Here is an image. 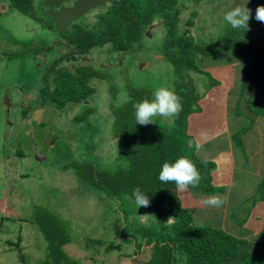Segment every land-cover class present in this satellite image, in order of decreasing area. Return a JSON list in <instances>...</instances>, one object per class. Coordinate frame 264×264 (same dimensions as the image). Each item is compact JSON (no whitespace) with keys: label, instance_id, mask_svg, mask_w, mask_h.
<instances>
[{"label":"trees","instance_id":"16d2710c","mask_svg":"<svg viewBox=\"0 0 264 264\" xmlns=\"http://www.w3.org/2000/svg\"><path fill=\"white\" fill-rule=\"evenodd\" d=\"M6 1L9 7L36 18L33 0ZM251 1L260 4L262 0ZM183 2L184 0H113L106 10L95 15L96 23L91 29L74 23L58 34V42L66 50L41 68L43 70L39 74L38 89L33 93L34 99L31 101L35 104L40 102L46 111L50 107L54 112L65 108L67 110L70 105L81 107L71 122L86 124L97 108L92 105L91 99L95 97L99 100L98 89L91 82L99 81L106 85L108 98L105 103L109 111L106 117L110 125L108 134L110 138L116 139L115 143L119 146L116 153L113 151L109 157L86 155L81 160L68 158L67 155L62 168L72 170L81 191L91 193L98 199L104 214L119 212L122 226L115 230L119 240L102 242L85 236L80 241L76 239L75 244L67 220L53 209L33 204L25 222L35 225L45 241L46 253L40 264H100V257H105V264H110L108 254H119L123 243L132 248L129 249L130 253L121 254L131 256L136 264H264V234L263 237L252 239L232 235L224 224H199L185 209L183 200V195L186 198L185 193L189 191L204 197L223 192V186L216 181L219 175L215 177L217 166L214 159L202 157L194 147L195 142H199V136L206 135L204 129L208 123L198 127L193 120L203 118L206 112L208 118L215 120L216 125L225 126L221 120L224 100L199 102L200 96L188 74L210 75L209 71L197 66L199 58L236 51L242 78L231 115L244 113L254 124L259 118L264 120V48L249 47L248 29H233L230 25L223 29L216 41H211L213 38L209 36L195 41L190 33L194 12H187ZM159 21L160 30L163 31L161 58L171 66L174 79L170 89L180 97L183 106L179 117L171 120L167 128L160 127L155 119L156 123L147 126L135 122L133 104L144 99L151 100L156 89L133 86L126 82L122 83V88L118 87L113 83L111 75L104 73L105 70L76 62V59L98 46H108V51L116 53L117 59L122 54L139 51L148 26ZM48 26L50 29L53 25ZM59 60H62V64ZM211 80L210 86L218 85L217 81ZM121 90L125 93V99L120 103L115 102ZM214 103L215 110L211 109ZM19 106L20 118L27 119L33 105ZM26 125L29 126L27 123ZM251 129L252 125H247L231 129L227 133L226 128L221 139L228 140L229 144L226 142L224 146L230 147L233 144L241 148L242 135ZM31 143L37 145L38 142L31 137L29 145ZM34 149L38 150L36 146ZM203 149H209V146L203 145ZM14 151L17 156H22L20 149ZM27 151L33 157L32 150L27 148ZM181 156L193 161L202 176L199 187H190L187 192H179L174 183H162L158 179L162 164L172 163ZM105 158H109L108 163ZM202 161H207V166ZM136 187L149 197L148 207L136 206L132 198V190ZM247 200L252 201V206L256 202H264V169L254 185L253 193L232 206H241ZM230 203L228 199L224 206L228 207ZM230 216L231 219L234 218V211H231ZM236 222L244 224L246 219ZM102 225L105 226L104 220ZM254 227L259 230L264 226ZM256 233L259 234V231ZM1 242H7V247L3 249L5 253L7 250L13 251L14 248L10 247L5 238ZM72 243L86 252L84 257L69 255L65 247ZM15 244L20 251L19 245ZM93 245L104 247L100 252L96 249L90 252ZM19 259L25 264L21 253Z\"/></svg>","mask_w":264,"mask_h":264},{"label":"rangeland","instance_id":"374dc122","mask_svg":"<svg viewBox=\"0 0 264 264\" xmlns=\"http://www.w3.org/2000/svg\"><path fill=\"white\" fill-rule=\"evenodd\" d=\"M40 1L33 0L36 12V18L33 19L9 7L6 0H0V264H22L20 253L25 264H40L44 259L45 241L41 233L35 225L25 222L33 204L58 212L69 222L75 241H80L85 236L102 242L116 241L119 238L115 230L122 226L119 212L104 214L98 199L91 193L81 191L72 170L62 168L67 155L68 158L81 160L86 155L109 157L113 151L116 153L119 146L115 143L116 139L110 138L108 134L110 125L106 117L109 113L105 103L108 98L106 85L99 81L91 82L98 89L99 100L95 97L91 99L92 105L97 108L86 124L71 122L74 114L81 109L74 105L56 112L48 107L46 114L42 116V124L35 122L28 127L27 120L19 116V104H32L33 109L37 107V103L31 100L38 89L39 74L43 70L41 68L66 50L58 42L59 32H54L52 27L49 29L48 25L52 22L49 16L39 13ZM110 3L107 2L105 7L100 6L79 18L75 24L91 29L96 23L95 15L106 10ZM183 3L187 12H194L190 33L195 41L207 39L208 36L213 38L211 41H216L223 29L229 26L224 21L225 13L234 7L245 6L250 10L248 46L264 48V23L255 19L256 9L264 6V0L260 4H254L251 0H184ZM160 23L161 21L155 23L154 26H159L151 30L148 26L146 38H143L139 51L122 54L117 59V54L108 51V46H98L82 56L81 60L76 59V62L82 64L83 58H87L85 62L91 63L94 69L105 70L104 73L111 75L113 83L121 88L126 82L133 86L170 89L174 76L169 63L161 58L163 31L160 30ZM60 63L62 64V60ZM196 64L201 70L210 72V75L192 72L188 74L200 96L199 102L212 103L223 99L224 118L222 114L221 120L225 123L223 127L216 125L214 119L208 118V113L203 114L200 119L203 124H208L204 129L206 135L201 134L199 142L209 146V149L202 148L199 155L214 159L217 166L215 177L219 175L216 181L223 186V192L214 195L220 196L224 201L229 199L231 205L226 207L224 203L218 208L204 207L200 201L208 197L189 191L185 193L186 198L183 195L184 207L199 224H224L232 235L252 239L263 237L264 227L257 230L254 226H264V202H256L252 206V201L247 200L241 206L232 205H237V201L252 194L259 179L255 169L264 164V120L259 118L253 124L244 113L231 115L242 78L236 51L201 57ZM211 79L217 81L218 85L210 86ZM124 95L121 90L115 102L123 101ZM214 106L215 103L211 105V109L215 110ZM154 119L162 128L171 124V120L163 117ZM247 125H252L253 129L242 135L241 148L233 144L230 147L224 146L226 142L229 143L228 140L221 139L226 128L229 133L231 129L236 130ZM31 137L38 142L36 151L39 154L45 152L47 155L44 162H37L34 154L32 153V157L27 151V148H31ZM50 142L52 145L46 148ZM14 149H20L23 157L17 156ZM108 159L105 158L107 163ZM231 211H234L235 219H231ZM242 219H246L244 224L236 222ZM103 220L105 226L102 225ZM258 231L259 234L256 233ZM4 238L14 248L13 251H3L7 247V242H1ZM15 243L19 245L20 251ZM75 244L65 247L69 255L75 258L84 257L86 252L74 246ZM92 247L90 252L94 249L100 252L104 246ZM131 248V245L123 243L120 253L111 252L107 259L110 264H136L131 256L123 255L130 253ZM99 260L100 264L107 261L105 257H100Z\"/></svg>","mask_w":264,"mask_h":264},{"label":"clouds","instance_id":"9594fccd","mask_svg":"<svg viewBox=\"0 0 264 264\" xmlns=\"http://www.w3.org/2000/svg\"><path fill=\"white\" fill-rule=\"evenodd\" d=\"M249 19L250 10L245 6L234 7L231 10L227 11L224 15V21L233 29L247 30L249 27ZM255 19L260 23H264V6L257 7L255 12ZM154 25L155 24H152L150 26ZM157 26L159 25H156L155 27ZM152 96L153 98L151 100L144 99L133 104L136 124L147 126L149 124L156 123L154 121V117L158 116L169 120H173L179 117L181 111L183 110V106L181 104L180 97L173 90L167 87H159L154 90ZM7 101L9 100L7 99ZM42 107L44 106H41V108ZM36 110L37 109L31 110V112L33 113ZM194 147L195 150L199 152L203 148V144L200 142H195ZM202 163L207 166L208 162L202 161ZM158 179L162 183H174L177 191L179 192H187L190 187H199L202 176L193 161L184 156H181L172 163L164 162L162 164L161 170L159 171ZM132 198H134V202L138 208L148 207L150 205L149 197L145 195L139 187H136L132 190ZM200 203L204 207L218 208L222 206L225 201L218 195H212L208 198L202 199Z\"/></svg>","mask_w":264,"mask_h":264},{"label":"water","instance_id":"95a60500","mask_svg":"<svg viewBox=\"0 0 264 264\" xmlns=\"http://www.w3.org/2000/svg\"><path fill=\"white\" fill-rule=\"evenodd\" d=\"M62 2H67V0H45L43 4L44 7H48L47 14L51 15V17L57 24V32L64 31L69 23L83 17L87 12L97 7L104 6L107 2H109V0H75L72 3L71 7H60L59 9L54 11L53 8H58ZM154 27L155 26H150L149 28L151 29ZM149 30L147 32V35L149 33ZM45 111V107L34 111L31 117L27 120V124L30 125L32 121L40 123ZM29 130H31V128ZM34 156L35 160H37L38 162H43L45 159V154H39L37 151H34Z\"/></svg>","mask_w":264,"mask_h":264},{"label":"flooded vegetation","instance_id":"af4514ba","mask_svg":"<svg viewBox=\"0 0 264 264\" xmlns=\"http://www.w3.org/2000/svg\"><path fill=\"white\" fill-rule=\"evenodd\" d=\"M44 1H45V0H41L40 3H39V5H38V7H39V13L43 14L44 16H49V19L52 21V22L49 23V24L53 25V26H52V30L55 32V31H57L58 26H57V24L55 23L54 19L51 17V15H48V14H47L48 7H44V6H43ZM74 1H75V0H67V2H62V3L59 5L58 8H53V10L55 11V10L59 9L60 7H65V8L71 7V5H72V3H73ZM110 2H111V1L109 0L108 3H110ZM105 5H106V4H105ZM105 5H104L103 7H105ZM98 8H100V7H98ZM96 9H97V8H95V9H93V10L87 12L85 15H87V14L93 12V11L96 10ZM41 14H40V15H41ZM85 15H84V16H85ZM77 21H78V19H77ZM75 22H76V21H74V22H72V23H69V25L67 26L66 29H69V27H70L72 24H74ZM59 33H61V32H59ZM81 58H82V57H80L79 60H81ZM83 59L86 60L87 58H83ZM84 60L82 61V62H83L82 64L86 63V64H88V65H91V63H87V62H85ZM87 60H88V59H87ZM77 64H80V62L77 63ZM41 106H42V105L40 104V102H38V103H37V107L34 108L33 110H35V109L39 110V109L41 108ZM31 113H32V112H31ZM31 113H30L29 117H28L26 120H28V119L30 118ZM48 145H52V143L50 142V144H48ZM33 146H36V144H32V145H31V148L29 147V148L32 150V152L35 150V149L32 148ZM42 152H43V151H42ZM42 154H45V152H43Z\"/></svg>","mask_w":264,"mask_h":264},{"label":"crops","instance_id":"0c3cea01","mask_svg":"<svg viewBox=\"0 0 264 264\" xmlns=\"http://www.w3.org/2000/svg\"><path fill=\"white\" fill-rule=\"evenodd\" d=\"M224 118V117H223ZM194 122H196L197 123V126H203V120L202 119H194L193 120ZM229 144V143H228ZM264 165V164H263ZM263 165H261V166H259V168H256L255 169V173H256V175L257 176H259L260 175V173H261V171L264 169V167H263Z\"/></svg>","mask_w":264,"mask_h":264}]
</instances>
